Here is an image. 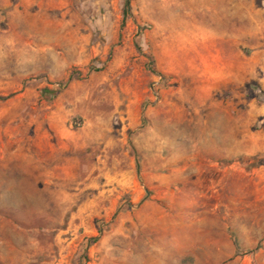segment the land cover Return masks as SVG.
Returning <instances> with one entry per match:
<instances>
[{"label":"rangeland","instance_id":"rangeland-1","mask_svg":"<svg viewBox=\"0 0 264 264\" xmlns=\"http://www.w3.org/2000/svg\"><path fill=\"white\" fill-rule=\"evenodd\" d=\"M219 2L0 0V264H264V0Z\"/></svg>","mask_w":264,"mask_h":264},{"label":"bare ground","instance_id":"bare-ground-1","mask_svg":"<svg viewBox=\"0 0 264 264\" xmlns=\"http://www.w3.org/2000/svg\"><path fill=\"white\" fill-rule=\"evenodd\" d=\"M168 1V0H165ZM177 1V0H175ZM204 3H206L209 7H213L216 11L214 14H211L209 17L211 18L212 25L218 26L222 23V21H232L235 20V15L233 13H230L229 11L219 10V0H204ZM224 13L223 17L222 14ZM11 201L16 202L17 199L15 197L10 198Z\"/></svg>","mask_w":264,"mask_h":264},{"label":"trees","instance_id":"trees-1","mask_svg":"<svg viewBox=\"0 0 264 264\" xmlns=\"http://www.w3.org/2000/svg\"><path fill=\"white\" fill-rule=\"evenodd\" d=\"M123 20H125L130 14H131V4L130 0H123ZM60 91H49L48 89H44L42 91V95H50L52 98H54ZM0 100H3V98L0 97Z\"/></svg>","mask_w":264,"mask_h":264}]
</instances>
